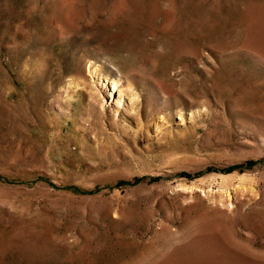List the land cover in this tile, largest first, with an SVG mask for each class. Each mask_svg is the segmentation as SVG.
Here are the masks:
<instances>
[{"label":"rangeland","instance_id":"1","mask_svg":"<svg viewBox=\"0 0 264 264\" xmlns=\"http://www.w3.org/2000/svg\"><path fill=\"white\" fill-rule=\"evenodd\" d=\"M0 264H264V0H0Z\"/></svg>","mask_w":264,"mask_h":264},{"label":"trees","instance_id":"2","mask_svg":"<svg viewBox=\"0 0 264 264\" xmlns=\"http://www.w3.org/2000/svg\"><path fill=\"white\" fill-rule=\"evenodd\" d=\"M229 169H231V168H229Z\"/></svg>","mask_w":264,"mask_h":264}]
</instances>
